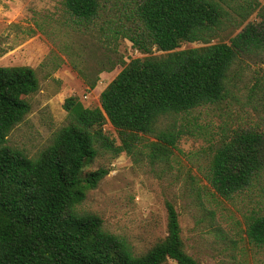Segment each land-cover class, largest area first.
<instances>
[{"label": "trees", "instance_id": "1", "mask_svg": "<svg viewBox=\"0 0 264 264\" xmlns=\"http://www.w3.org/2000/svg\"><path fill=\"white\" fill-rule=\"evenodd\" d=\"M62 1L67 14L85 29L100 12H112L115 20L106 22L113 27L112 38L126 39L145 57L103 68H95L97 62L86 71L76 66L83 84L93 90L99 73L123 65L99 94V107L85 108L75 97L64 100L67 123L35 157L6 143L30 111L25 98L39 89L36 72L28 66L0 67V264H200L185 251L178 213L169 201L164 203L165 237L140 255L123 237L106 231L99 216L79 212L87 192L109 172L86 168L101 155L125 154L134 164L146 160L163 173L183 133L179 121L184 116L239 99L264 112V4ZM252 15L258 22H248ZM239 29L228 43H213ZM186 43L201 46L181 50ZM153 49L162 55L153 56ZM90 72H95L93 78ZM106 124L116 139L103 131ZM262 125L264 120L217 141L203 176L208 196L231 200L255 190L264 194ZM207 216L214 223V213L207 211ZM242 219L247 244L264 249V205ZM211 227L224 235L216 223Z\"/></svg>", "mask_w": 264, "mask_h": 264}, {"label": "rangeland", "instance_id": "2", "mask_svg": "<svg viewBox=\"0 0 264 264\" xmlns=\"http://www.w3.org/2000/svg\"><path fill=\"white\" fill-rule=\"evenodd\" d=\"M62 2L0 0V67L28 66L39 81L38 91L25 98L29 113L12 129L6 143L28 157H35L67 123L62 107L66 98H77L85 108L99 107V94L123 67L116 64L113 71L99 73L95 88L88 90L76 66L86 71L97 62L95 68H103L118 60L127 64L145 57L126 39L112 38L113 27L109 29L106 23L115 20L112 12H100L85 29L84 23L77 26ZM260 2L264 4V0ZM248 22H258L257 17L252 15ZM239 31L213 43H228ZM200 46L186 43L180 49ZM152 55L162 52L153 49ZM261 68L264 71V66ZM253 70L251 67L250 72ZM94 73L89 76L93 78ZM263 120L264 112L245 107L240 99L195 110L179 121L183 133L163 173L161 167H150L146 160L136 165L125 154L115 158L101 155L86 170L104 167L109 172L87 192L78 211L99 216L106 231L123 237L140 255L165 237L164 203L169 201L178 213L185 251L200 264H264V249L253 248L244 239L242 219L264 205V194L255 190L231 200L217 195L213 198L207 195L203 179L220 138L236 129L262 124ZM103 131L116 139L109 124ZM207 211L214 213V223ZM211 223H216L224 235L215 233ZM164 264L176 263L167 260Z\"/></svg>", "mask_w": 264, "mask_h": 264}]
</instances>
